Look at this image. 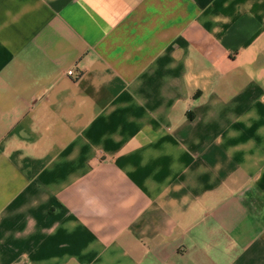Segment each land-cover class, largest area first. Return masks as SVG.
I'll return each instance as SVG.
<instances>
[{
  "label": "crops",
  "instance_id": "1",
  "mask_svg": "<svg viewBox=\"0 0 264 264\" xmlns=\"http://www.w3.org/2000/svg\"><path fill=\"white\" fill-rule=\"evenodd\" d=\"M0 264H264V0H0Z\"/></svg>",
  "mask_w": 264,
  "mask_h": 264
},
{
  "label": "built area",
  "instance_id": "2",
  "mask_svg": "<svg viewBox=\"0 0 264 264\" xmlns=\"http://www.w3.org/2000/svg\"><path fill=\"white\" fill-rule=\"evenodd\" d=\"M67 75H68V76H74V77H75V75H74V72H73V71H68Z\"/></svg>",
  "mask_w": 264,
  "mask_h": 264
}]
</instances>
